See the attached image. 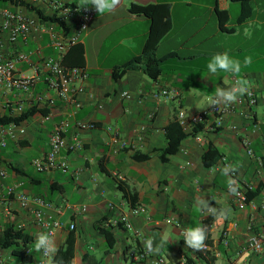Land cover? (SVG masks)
<instances>
[{
	"label": "crops",
	"instance_id": "obj_1",
	"mask_svg": "<svg viewBox=\"0 0 264 264\" xmlns=\"http://www.w3.org/2000/svg\"><path fill=\"white\" fill-rule=\"evenodd\" d=\"M23 1L46 17L57 14L48 1ZM59 1L76 7L78 4V0ZM132 4L169 6L171 28L155 51L161 61V74L156 80L139 69L127 71L118 80L113 78L115 68L141 55L150 32L151 20L130 13ZM251 6V17L242 22V5L231 0H122L114 12L103 16L97 13L79 42L85 50L84 68L88 73L85 93L79 96L80 106L56 101L46 116L36 114L19 123L26 128L23 138L8 140L7 146L0 148V167L7 173L6 178H0V193H5L8 186L23 184V192L52 202L55 209L46 213L63 224L53 236L58 250L70 236L75 240L71 264H155L160 258L164 264H182L183 258L191 264H264V254L248 247L250 236L264 230V0H252ZM4 8L51 25L53 32L63 30L26 8L10 4ZM217 10L228 13L223 27ZM69 31L71 35L72 25ZM50 43V35L44 32L19 39L16 44H10L0 33V56L13 58L18 52L30 55L31 64L17 65L16 78H39L29 93L0 87V116L19 117L20 102L23 113L35 106L34 97L44 93L55 96L46 90L40 59L59 57ZM224 51L241 61L252 56V64L242 68L241 75L250 81L257 104L250 109L236 108L221 129H212L214 119L210 118L190 133L183 131L186 138L179 150L163 162L160 151L167 146L166 128L177 121L179 112L208 109L206 97L214 88H227L233 83L231 73L213 76L207 71L212 55ZM170 89L177 90L178 96L159 100L154 97ZM123 92H129L132 98H122ZM64 119L71 124L68 139L76 136L82 144L78 151L61 152L59 158L67 163L68 172L56 168L38 173L33 167L35 173L29 174L15 164L12 152L6 151L10 145L34 148L32 164L49 151L51 134ZM81 121L93 122L96 128L78 130L76 124ZM116 138L127 147H117ZM245 140L252 155L247 152ZM208 151L217 155L210 167L203 162ZM135 156L147 159L136 160ZM223 158L238 166L240 186L247 196L251 195L244 209H239L234 196L228 193V177L221 174ZM119 185L125 188L127 198ZM200 198L209 200L212 207H228L232 212L227 219H217L194 206ZM5 206L0 205V234L6 226L23 229L31 238L26 245L30 249L37 233L46 230L20 208L14 197L7 196ZM137 206L146 208L147 215L130 214L131 208ZM123 215L129 217L131 229L120 223ZM168 219L178 221L180 226L166 224ZM71 224L75 230H70ZM199 224L206 225L208 233L205 248L196 251L186 247L183 232ZM162 235H167L168 243L158 254L147 253L143 242L154 237L158 243ZM0 250L4 264H21L11 251ZM134 250L147 253V257L132 259L130 252ZM29 255V264L40 260L39 253Z\"/></svg>",
	"mask_w": 264,
	"mask_h": 264
},
{
	"label": "built area",
	"instance_id": "obj_2",
	"mask_svg": "<svg viewBox=\"0 0 264 264\" xmlns=\"http://www.w3.org/2000/svg\"><path fill=\"white\" fill-rule=\"evenodd\" d=\"M34 3L38 0H32ZM50 2L51 10L56 14V19L59 22L56 24L60 27L63 23L66 27L72 25L74 31L71 35H66L64 29L61 32H53L51 25L42 24L38 19L30 17L22 12L4 8L0 6V33L6 35L10 44L18 43L19 39L27 40L34 37L39 32L48 33L50 35V45L60 54L58 58L53 57H40L43 67L45 69L44 83L46 90L54 92L55 96L50 94H40L34 97L32 105L40 108L52 109L56 105V101L78 108L80 106L79 96L85 93L84 83L88 78V73L85 68L79 67H66L62 64V57L67 50L78 44L82 35H84L90 24L96 17L97 12L92 6H88L87 10L79 9L76 6L62 3L59 0H45ZM63 28V27H62ZM20 63L31 64L30 55L25 52H18L13 58H6L0 56V87L4 86L9 90H20L24 93H29L32 87H35L39 82L38 76H19L16 78L17 65ZM233 78V82H234ZM178 92L175 89L162 90L155 93L154 97L159 100L161 98L171 99L177 97ZM121 97L127 100L132 98L129 92L121 93ZM20 102L18 105V112L22 113L24 106ZM257 104V96L255 91L250 88L249 93L238 99L237 102L230 105H220L217 108L209 107L200 113H187L180 111L177 116V121L185 133H190L197 126L205 123L208 119L213 118L214 128L221 129L227 117L235 113L236 108L245 106L247 109L254 107ZM102 106L100 105L99 108ZM244 114V113H243ZM71 128L68 119L62 120L55 126L50 140L49 151L45 155L34 159L32 162L33 167L38 173H44L56 168L66 173L68 172V165L60 160L62 151L75 152L82 148V144L75 136L71 140L68 139L67 133ZM76 128L78 130H92L96 128L93 122H77ZM233 129H235L233 127ZM26 135V128L21 124L10 123L7 125H0V148L7 146L8 140L19 141ZM114 144L120 149L127 147L125 142H121L118 138L114 139ZM248 154L252 155L253 152L249 147V143L245 140ZM223 166L229 163L225 158L222 159ZM6 171L0 167V178H6ZM233 178L239 183L237 172L233 174ZM23 184L8 186L5 193H0V205H6V197H14L22 210L28 211L35 219L36 224L49 232L52 236L60 229L63 224L58 219L47 215L46 211L54 210L55 206L52 202L46 200L42 196L27 194L21 190ZM236 204L239 209H244L248 204V196L245 190L239 187V195L234 196ZM6 212L9 213L10 209L6 207ZM85 207L83 211H85ZM133 216L147 215L146 208L142 206L132 207L130 211ZM166 224H175L180 226L178 221L168 219ZM126 228L131 229L132 225L127 215H123L120 219ZM70 230H75V225H70ZM248 247L256 253L264 254V230L254 233L250 236ZM30 254V249L27 248L25 255ZM130 257L135 260H140L147 257V253L140 251H131ZM0 264H4V259L0 250ZM39 264V261L36 263ZM155 264H164L163 259H157ZM182 264H191L186 258H183Z\"/></svg>",
	"mask_w": 264,
	"mask_h": 264
},
{
	"label": "trees",
	"instance_id": "obj_3",
	"mask_svg": "<svg viewBox=\"0 0 264 264\" xmlns=\"http://www.w3.org/2000/svg\"><path fill=\"white\" fill-rule=\"evenodd\" d=\"M240 2L242 5L239 22H242L251 17L253 9L251 6L252 0H231ZM13 5L16 7H23L32 12H35L37 16L43 21H49L51 23L59 22L55 17H46L41 11L36 10L29 3L23 0H0V6L5 7L7 5ZM130 13L135 15H143L151 20V28L148 38L143 47L141 55L132 58L126 64L121 67L115 68L113 71V78L115 80L120 79L127 71L139 69L142 70L148 77L156 80L161 74L160 60L156 58L155 51L162 40V38L169 32L171 28L169 18V6L168 5H139L132 4L129 8ZM221 27L228 20V13L226 11H218ZM63 27L65 34L69 35V28L63 23H60ZM62 64L66 67H79L85 66V50L82 43H78L70 47L62 57ZM48 109L34 106L26 109L19 117H11L8 115L0 116V125H7L10 123H22L36 114H42L46 116ZM186 138V134L183 132L181 126L177 121H173L166 128V140L167 146L161 150V160L167 162L173 154H175L181 145V142ZM216 154L213 151H208L203 157V162L207 167L212 166L216 161ZM136 160H145L147 156H135ZM122 192L123 197L127 198L126 190L123 186H118ZM248 198H251L250 193ZM31 238L28 233L23 229H19L15 226H6L3 232L0 234V249L11 251L12 254L17 257L21 264L31 263L32 256H26V245L30 242ZM75 254V240L73 236H70L66 244L60 248L57 252V261L63 262V264H71Z\"/></svg>",
	"mask_w": 264,
	"mask_h": 264
},
{
	"label": "clouds",
	"instance_id": "obj_4",
	"mask_svg": "<svg viewBox=\"0 0 264 264\" xmlns=\"http://www.w3.org/2000/svg\"><path fill=\"white\" fill-rule=\"evenodd\" d=\"M121 3L122 0H78L77 8L78 10L81 8L87 10L88 6H92L100 16H103L114 12ZM252 62L253 58L250 55L245 56L243 61H241L232 57L228 51L213 54L207 63L208 73L213 76L218 73H231L235 79L231 86L227 88L216 86L212 94L206 97L207 106L217 108L220 105H230L237 102L245 94H248L250 81L244 78L241 73L242 68L250 66ZM237 168V165L226 164L221 169V174L228 177V193L233 196L239 195V183L233 178ZM194 206L199 211L210 214L217 219H227L232 212V209L228 207L219 209L212 207L209 200L205 198L197 199ZM207 233L208 227L203 224L186 228L183 232V240L186 247L196 251L203 250L206 246ZM143 243L147 253L158 254L161 248L168 243V237L167 235H162L158 243L154 237H149ZM30 252L40 254L39 264H63V262L57 261V243L49 232L41 231L37 233Z\"/></svg>",
	"mask_w": 264,
	"mask_h": 264
},
{
	"label": "rangeland",
	"instance_id": "obj_5",
	"mask_svg": "<svg viewBox=\"0 0 264 264\" xmlns=\"http://www.w3.org/2000/svg\"><path fill=\"white\" fill-rule=\"evenodd\" d=\"M6 151L12 152V159L15 164L21 165V167L29 174L35 173L34 168L31 164L32 158L36 156L34 148H20L10 145Z\"/></svg>",
	"mask_w": 264,
	"mask_h": 264
}]
</instances>
